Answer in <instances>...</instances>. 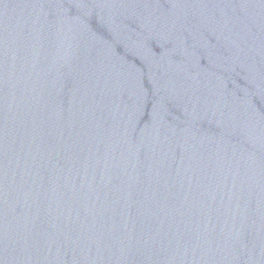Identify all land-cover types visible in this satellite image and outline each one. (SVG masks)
I'll list each match as a JSON object with an SVG mask.
<instances>
[{"label":"water","instance_id":"95a60500","mask_svg":"<svg viewBox=\"0 0 264 264\" xmlns=\"http://www.w3.org/2000/svg\"><path fill=\"white\" fill-rule=\"evenodd\" d=\"M0 264H264V0H0Z\"/></svg>","mask_w":264,"mask_h":264}]
</instances>
